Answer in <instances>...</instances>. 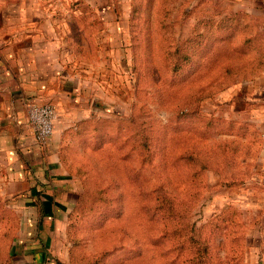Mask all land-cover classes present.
Segmentation results:
<instances>
[{
	"label": "rangeland",
	"instance_id": "obj_1",
	"mask_svg": "<svg viewBox=\"0 0 264 264\" xmlns=\"http://www.w3.org/2000/svg\"><path fill=\"white\" fill-rule=\"evenodd\" d=\"M42 3L86 78L78 199L46 235L0 175V264H264V0Z\"/></svg>",
	"mask_w": 264,
	"mask_h": 264
},
{
	"label": "crops",
	"instance_id": "obj_2",
	"mask_svg": "<svg viewBox=\"0 0 264 264\" xmlns=\"http://www.w3.org/2000/svg\"><path fill=\"white\" fill-rule=\"evenodd\" d=\"M42 1L0 0V175L25 222L49 235L51 224L62 222L78 199L62 159L61 134L90 111L86 78L74 64L73 14L66 7L58 15ZM28 101L56 108L54 134L45 146L32 134Z\"/></svg>",
	"mask_w": 264,
	"mask_h": 264
},
{
	"label": "built area",
	"instance_id": "obj_3",
	"mask_svg": "<svg viewBox=\"0 0 264 264\" xmlns=\"http://www.w3.org/2000/svg\"><path fill=\"white\" fill-rule=\"evenodd\" d=\"M26 105L28 123L34 139L40 145L45 146L54 134L57 119L56 108L52 104L35 101H28Z\"/></svg>",
	"mask_w": 264,
	"mask_h": 264
}]
</instances>
